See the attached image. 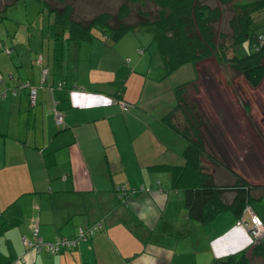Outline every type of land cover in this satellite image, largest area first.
Returning <instances> with one entry per match:
<instances>
[{"label": "crops", "instance_id": "0c3cea01", "mask_svg": "<svg viewBox=\"0 0 264 264\" xmlns=\"http://www.w3.org/2000/svg\"><path fill=\"white\" fill-rule=\"evenodd\" d=\"M3 20L0 264H211L250 253V239L230 213L205 224L190 221L169 175L147 171L184 162L185 141L159 121L172 107L158 99L168 90L157 83V103L150 106L141 98L146 85L165 78L157 61L152 68L151 60L144 65L140 57L132 65L126 58L124 67L123 56L141 49L124 54L99 35L79 43L26 30L21 39ZM21 83L35 89L33 105ZM54 112L61 115L59 126ZM154 174H167L168 181ZM120 187L128 191L125 202L118 199ZM227 214L229 222L222 218ZM94 223L100 229L55 255L23 243L73 241L78 228Z\"/></svg>", "mask_w": 264, "mask_h": 264}, {"label": "trees", "instance_id": "16d2710c", "mask_svg": "<svg viewBox=\"0 0 264 264\" xmlns=\"http://www.w3.org/2000/svg\"><path fill=\"white\" fill-rule=\"evenodd\" d=\"M138 1L153 4L157 8L156 17L151 18L147 13L140 15L141 13L138 12V21L129 23L125 19L131 12L127 3H123L119 5L114 16L102 11L85 22L74 19L73 0H43L48 11L53 15L51 23L48 24V32L55 39L73 40L79 43L89 42L99 35L100 38L106 40L107 44H110L119 41L128 30L137 27H151L153 28L151 43L154 44V51H149L148 60L156 58L165 77L185 64L194 66L212 57L217 64L227 62L251 88L257 87L262 81L264 46L261 47L255 38L264 39V33L254 35L250 16L254 12L264 10V0H250L243 4H230L231 0H216L215 6L204 4L201 0ZM3 4L0 5L2 7L0 11H3L7 5V3ZM229 4L233 16L229 21L231 30L229 46L232 57L228 59L225 53L227 47L217 44L213 27L222 15L221 9ZM194 81L195 79L173 87L174 105L159 118L164 126L185 141L182 153L183 165H156L148 167L147 171L165 172L169 175L172 187L182 194L183 208L190 221L205 224L226 212L237 220L246 206L252 207L251 200L258 199L252 196V191L264 190V186L248 185L228 166L213 162V155L204 142L207 136L206 134L205 137L201 135L199 123L185 99V88L193 86ZM20 85L28 90L31 88L28 83ZM119 106L122 111L128 110V107L121 102ZM177 113L181 115L186 128L176 124L174 118ZM203 161L211 166L216 165L223 168L234 178L233 183L216 184L214 174L207 171L203 166ZM140 188L143 189V187ZM226 194L232 195L230 202L226 201L224 196ZM127 197L122 202H125ZM262 223L264 226V220ZM245 251L219 258L211 264H249L244 258ZM249 255L251 258H264V238L251 246Z\"/></svg>", "mask_w": 264, "mask_h": 264}, {"label": "rangeland", "instance_id": "374dc122", "mask_svg": "<svg viewBox=\"0 0 264 264\" xmlns=\"http://www.w3.org/2000/svg\"><path fill=\"white\" fill-rule=\"evenodd\" d=\"M201 1L209 6L216 4V0ZM249 1L231 0L230 4H243ZM3 3H7V5L3 11H0V17L4 18L3 24L8 27L10 33H16V36L21 37V39H23L26 30L33 35L35 33L37 35L48 33V21L51 23L53 15L48 11L43 0H1L0 5H4ZM123 3H127L131 12L125 19L129 23L138 21V12L141 13L140 15L147 13L151 18L156 17L157 8L147 1L73 0L74 19L86 22L93 15L102 11L114 16L119 5ZM230 4L221 9L222 15L213 27L217 44L227 47L225 53L228 59L232 57L229 46L231 40L229 21L233 16V11L230 10ZM250 18L253 22L254 35L264 33V10L252 13ZM112 23L114 24V22ZM152 29L151 27H137L128 30L116 42L124 54L129 51V48L130 50L135 48L143 50L142 54L139 52L141 50L136 54H134L135 52L131 53V55L129 52L123 56V59L120 55L124 67L128 65L127 61L124 62L126 58H131L130 64L132 65L140 57L143 58L142 63L144 65L148 61L149 51H154V44L151 43ZM255 39L259 45L261 44V47L264 46L263 38L256 37ZM22 44L25 47V43ZM146 48H148L147 51ZM155 59L154 57L151 59L152 68L156 66ZM122 62L120 66H122ZM262 64L264 66V58ZM152 73L155 74L156 72L153 71ZM193 79H195L193 86L185 88V99L199 123L201 135L205 137L206 134L207 136L204 138V142L213 155V162L228 166L250 184L260 183L264 185V77L257 87L251 88L227 62L217 64L210 57L194 66L185 64L179 67L160 82L153 83L151 88L146 85L141 98L143 101L146 97L149 98L148 106L157 103V98L152 97L158 94L156 92L159 91L157 83H161L159 86L162 87L163 85L162 88L168 91L159 92V103L169 104L171 107L174 105L173 87ZM151 82L153 81L151 80ZM174 119L176 124L186 128L181 115L177 113ZM207 171L214 174V180L218 184H232L234 181V178L219 166H209ZM154 175H161L164 181H168L167 174ZM252 196L258 198L251 200L252 208H255L264 219V190L257 191ZM224 217L228 218V222L231 220L229 214L222 218ZM219 221L222 222V220ZM244 258L249 264H264V258H251L248 253L244 254Z\"/></svg>", "mask_w": 264, "mask_h": 264}, {"label": "built area", "instance_id": "2783aa9c", "mask_svg": "<svg viewBox=\"0 0 264 264\" xmlns=\"http://www.w3.org/2000/svg\"><path fill=\"white\" fill-rule=\"evenodd\" d=\"M38 63V62H37ZM76 90V89H74ZM77 90H81L77 88ZM28 96H29V103L33 104L34 96H35V90L34 88H29L28 90ZM4 97V94H0V98ZM125 110V107H123ZM54 118H55V124L57 126L61 125L62 118L61 115L58 112H54ZM142 188H139V191H142ZM117 192L120 193L118 196L119 200H124L125 197H127V192L124 187L117 188ZM246 217L247 219H244ZM236 227H239L243 229L247 236L250 239V242L252 245L257 244L259 241H261L264 238V226L262 221L258 218V216L255 215V213L252 211V209L249 206H246L243 211L241 212V215L239 218L235 221L234 224ZM100 229L99 223H94L86 228H78L77 229V236L76 239L73 241H65L57 238L53 243L42 245L39 240L36 239L34 243L29 241H24V245L26 247H31L33 249H40L44 248L50 255H55L60 247L68 246L69 244H73L74 241L79 239H84L86 236L91 235L94 231ZM36 231H34L33 235L35 236Z\"/></svg>", "mask_w": 264, "mask_h": 264}]
</instances>
